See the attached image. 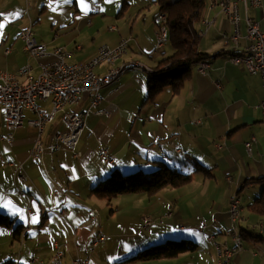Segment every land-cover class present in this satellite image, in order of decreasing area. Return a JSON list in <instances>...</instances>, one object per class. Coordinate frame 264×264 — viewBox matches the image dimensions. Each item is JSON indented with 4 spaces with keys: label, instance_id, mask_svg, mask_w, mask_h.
I'll return each instance as SVG.
<instances>
[{
    "label": "crops",
    "instance_id": "0c3cea01",
    "mask_svg": "<svg viewBox=\"0 0 264 264\" xmlns=\"http://www.w3.org/2000/svg\"><path fill=\"white\" fill-rule=\"evenodd\" d=\"M154 1L128 0L122 7V0H0L3 73L16 75L27 68L28 77L36 78L58 48L67 54L65 63L75 65L92 60L103 46L129 41L126 54L112 65L123 64L126 70L99 91L98 104L93 106L92 96L84 93L76 105L64 107L45 125L39 159L31 153L38 131L24 125L10 132L0 107V213L12 221L11 228L0 227V264H49L57 251L64 264L74 258L88 259L89 264H216L206 238L228 241L230 229L243 237V248L231 264H264V215L249 208L263 188L253 180L264 178V117L257 108L264 102V91L259 76L229 61L230 54L242 56L248 46L244 8L239 3V31L232 41L233 25L211 7L219 0H203L192 27L196 50L210 57L205 74L193 68L176 95L164 89L151 102L146 99L149 74L171 54L167 46L154 51ZM248 17L264 31V0ZM27 27L36 42L45 45V57L24 51L18 34ZM111 27L115 30L109 31ZM110 67L102 63L95 73L102 77ZM36 104L45 113L51 110L50 101ZM86 110L90 113L76 149L57 143L55 135L64 132L65 115ZM23 117L36 118L27 109ZM252 139L247 154L244 144ZM103 148L112 163L100 157ZM160 163L190 175L189 183L152 197L118 196L113 211L106 200L90 193L114 171L145 172ZM196 164L208 173L196 171ZM231 196L241 205L235 223L228 218ZM145 218L151 221L147 227ZM16 226H21L19 237L12 233ZM99 233L105 241L92 249ZM168 239L190 240L196 249L173 259L126 261L149 244Z\"/></svg>",
    "mask_w": 264,
    "mask_h": 264
},
{
    "label": "built area",
    "instance_id": "2783aa9c",
    "mask_svg": "<svg viewBox=\"0 0 264 264\" xmlns=\"http://www.w3.org/2000/svg\"><path fill=\"white\" fill-rule=\"evenodd\" d=\"M88 1V0H87ZM239 3L244 8V24L245 39L247 41V49L241 57H231L229 61L234 65H243L249 75L259 76L264 91V31H261L259 25L248 17V12L253 8L261 5V0H234L233 11L220 9V2L217 1L213 7H217L225 16L230 24L234 27V35L232 41H235L239 31ZM94 8V6H93ZM96 11V8H94ZM157 29L155 32L154 51L163 50L168 43L169 35L166 26V17L162 14L155 17ZM205 24H208L205 22ZM115 28H109V31ZM19 39L23 43V49L34 58H43L47 55L45 45L38 44L35 40L31 27L21 30L18 34ZM128 40L120 39L114 48L103 46L99 48L98 54L88 62H80L75 65L65 63L66 52L58 48L54 50L51 56L54 58L52 62L42 65L39 75L36 78L29 77V84H18V77H28V69L23 68L16 75L0 72V107L6 112L8 119V130L14 132L21 129L24 125L31 126L38 131V138L32 147V155L35 159H39L43 149L39 137L43 132L46 124L53 121L56 113L66 106L76 105L82 94L88 93L92 96L93 106L99 102V91L109 82L116 80L125 72V67H113V57L123 52H127ZM224 44L229 45L225 39ZM106 63L111 67L108 69L102 80H95V68L100 64ZM208 65L207 62H201L197 65L198 73L205 74ZM50 101L51 110L49 113L41 111L37 106V101ZM257 108L264 117V102H261ZM32 112L36 118L34 120H25L23 117L24 110ZM90 113L86 110L83 113L66 114L64 117L65 130L55 135L57 143L64 145L71 151H74L80 141L83 129L85 127L84 118ZM196 124L197 122H192ZM11 141V135H9ZM252 140L244 144L246 152H251ZM58 148V144L56 145ZM75 157H79V153H74ZM100 157L106 163H112L113 160L107 155V149L100 151ZM241 209L240 200L237 196H231L229 199L228 218L230 223L236 221L237 210ZM151 224L149 218L144 219V226ZM181 228V227H180ZM205 224L202 230L206 229ZM232 238L225 241V253L221 255V263L231 264L232 257L239 253L242 248V238L236 235L233 229ZM207 241L211 243L213 248H217L218 241L214 236H208ZM105 241L104 236L99 233L91 242V248L96 249ZM232 243V246H231ZM230 245V246H229ZM34 260H32L33 262ZM36 261V260H35ZM31 262V263H32ZM49 264H64L63 254L60 251L55 252L49 261ZM70 264H89L87 260L74 258Z\"/></svg>",
    "mask_w": 264,
    "mask_h": 264
},
{
    "label": "trees",
    "instance_id": "16d2710c",
    "mask_svg": "<svg viewBox=\"0 0 264 264\" xmlns=\"http://www.w3.org/2000/svg\"><path fill=\"white\" fill-rule=\"evenodd\" d=\"M158 8L157 15L166 17L168 30V45L170 56L164 58L155 72L149 74L147 82V101H154L164 90L169 89L176 95L187 81L193 68L201 62H207L210 58L205 53L196 50V37L193 22L199 18L203 8V0H155ZM128 0H122L121 6L125 7ZM156 15V16H157ZM230 56L240 57L230 54ZM196 171L208 173L196 164ZM190 181V175L181 170L160 163L157 167L148 171H134L126 174L112 172L104 180L95 185L90 193L92 196L107 201H112L121 195L144 194L152 197L161 190L179 188ZM253 183L263 185L262 191L249 206L256 215H264V178L253 180ZM12 221L0 213V227L11 228ZM12 233L19 237L22 233L21 226H16ZM241 238L242 235H240ZM196 243L186 239L166 240L158 245L148 246L130 256L127 262H148L155 260L173 259L177 256L192 252L196 249ZM3 264H11L10 261Z\"/></svg>",
    "mask_w": 264,
    "mask_h": 264
},
{
    "label": "bare ground",
    "instance_id": "6f19581e",
    "mask_svg": "<svg viewBox=\"0 0 264 264\" xmlns=\"http://www.w3.org/2000/svg\"><path fill=\"white\" fill-rule=\"evenodd\" d=\"M220 2V9L221 10H226V11H233V4H231V1L230 0H219ZM126 52H123L119 55H116L115 57H113V63L118 60L119 58H121L123 55H125ZM118 67H125V65H119ZM137 68V67H135ZM197 72H198V68H197ZM22 78H25L26 79V82L25 83H22L20 82V79ZM103 79V76L100 77L98 76L96 73H95V80H102ZM18 84H29V77H18ZM254 140L252 139V142ZM247 154H249V152H247ZM240 211L241 209H238L237 210V213H236V221L238 220L239 218V214H240ZM236 221H234L233 223H235ZM234 232H236L234 229H233ZM263 232V231H261ZM236 235L238 237H241L240 234L238 232H236ZM226 236L228 238H232V231H227L226 233ZM214 249V252H215V258H216V264H219L221 263V255L219 253H225V241H222V242H219L218 241V244H217V248H213Z\"/></svg>",
    "mask_w": 264,
    "mask_h": 264
},
{
    "label": "rangeland",
    "instance_id": "374dc122",
    "mask_svg": "<svg viewBox=\"0 0 264 264\" xmlns=\"http://www.w3.org/2000/svg\"><path fill=\"white\" fill-rule=\"evenodd\" d=\"M166 46L169 48V45H168V43L166 44ZM171 51V50H170ZM231 57H234V56H231ZM241 57V56H240ZM196 70H197V66H196ZM112 204H113V201H112V203H111V205H108L109 207H112ZM114 208V205H113V207H112V211L114 210L113 209ZM168 240H173V239H168ZM164 241H166V240H163L162 242H164ZM174 241H176V240H174ZM162 242H158V243H155V244H149L150 246L151 245H158V244H160V243H162ZM148 247V246H147ZM146 248V247H145ZM144 249V248H143ZM142 250V249H141ZM136 253V252H135ZM136 264H142V263H136Z\"/></svg>",
    "mask_w": 264,
    "mask_h": 264
},
{
    "label": "snow or ice",
    "instance_id": "6c2138e0",
    "mask_svg": "<svg viewBox=\"0 0 264 264\" xmlns=\"http://www.w3.org/2000/svg\"><path fill=\"white\" fill-rule=\"evenodd\" d=\"M4 27V25L3 24H0V29H2ZM33 222H35V221H33Z\"/></svg>",
    "mask_w": 264,
    "mask_h": 264
}]
</instances>
